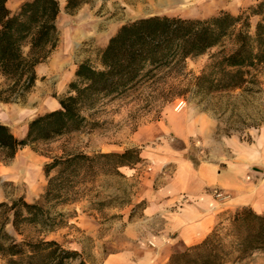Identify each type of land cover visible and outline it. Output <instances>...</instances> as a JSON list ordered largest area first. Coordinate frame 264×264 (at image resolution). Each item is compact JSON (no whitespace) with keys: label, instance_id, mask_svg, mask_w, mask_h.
<instances>
[{"label":"trees","instance_id":"1","mask_svg":"<svg viewBox=\"0 0 264 264\" xmlns=\"http://www.w3.org/2000/svg\"><path fill=\"white\" fill-rule=\"evenodd\" d=\"M7 1L0 0V75L13 82L12 92H28L37 79L35 67L57 47L60 4L26 0L12 13ZM214 48L219 51L196 78L199 90L246 84L250 71L264 65V0L237 15L221 12L207 19L155 15L122 26L101 52L100 68L88 61L80 64L60 108L33 119L24 138L0 123V162L13 159L25 146L80 131L88 123L84 112L101 100L137 91L161 71L184 68L188 58ZM141 160L140 151L131 148L122 153H79L47 164L48 184L41 200L30 203L21 196L0 203V256L5 264H86L80 252L47 238L66 224L68 216L57 207L75 200L74 189L83 172L92 179L121 174L122 167ZM256 251H264V214L242 207L227 226L219 223L202 243L173 254L169 264H229Z\"/></svg>","mask_w":264,"mask_h":264},{"label":"rangeland","instance_id":"2","mask_svg":"<svg viewBox=\"0 0 264 264\" xmlns=\"http://www.w3.org/2000/svg\"><path fill=\"white\" fill-rule=\"evenodd\" d=\"M25 1L8 0L7 7L16 13ZM57 1L60 13L56 20V48L63 43L71 45L72 33L73 51L81 58L80 64L88 61L100 68L101 52L126 24L155 15L186 19H207L221 12L237 15L260 0ZM251 22L254 25L256 18ZM24 51L28 53L29 47L25 46ZM218 51L214 48L205 55L188 58L184 68L161 71L154 80L123 97L101 100L94 109L84 112L88 123L80 131L25 146L13 159L0 162V203L21 196L30 203L41 200L48 184L45 167L55 158L79 153H122L136 148L140 151L142 163L143 152L151 151L154 143L146 142L143 135L140 136L141 131L164 119L169 112L188 113L197 120L202 133L191 140L197 149H208L207 145H210L222 146L228 151L233 141L241 144L260 141L264 138V65L250 71L247 83L240 88L207 90L204 86L199 90L196 78L202 75L211 55ZM69 85L61 93L45 77L28 92L14 93L13 82L0 75V123L7 125L17 138H24L29 123L51 112V98L60 101L67 96ZM44 90L49 92L45 94ZM181 101L186 106L176 110ZM204 139L209 140L206 146ZM83 173L74 189L75 200L56 209L68 216L66 224L47 238L80 252L86 264H106L111 255L124 252L131 244L130 225L140 217L144 205H133V187L125 181L122 173L96 179L90 178L87 172ZM236 210L223 211L215 227L219 223L227 226ZM7 230L13 232L10 226ZM170 259L165 264H169ZM5 262L0 256V264ZM71 264H78V261ZM229 264H264V251L252 252L243 260Z\"/></svg>","mask_w":264,"mask_h":264},{"label":"crops","instance_id":"3","mask_svg":"<svg viewBox=\"0 0 264 264\" xmlns=\"http://www.w3.org/2000/svg\"><path fill=\"white\" fill-rule=\"evenodd\" d=\"M70 36L71 45L61 44L35 67V85L46 77L63 93L75 79L81 58ZM49 106L58 109V99L51 98ZM201 130L188 113L169 112L141 131L146 142L154 143L152 150L143 152L142 163L120 172L133 187V205L144 207L130 225L131 244L106 264H165L174 252L200 243L223 211L250 207L264 214V138L252 144L233 141L228 151L204 139L208 149H197L191 140ZM214 191L228 199L220 201Z\"/></svg>","mask_w":264,"mask_h":264},{"label":"built area","instance_id":"4","mask_svg":"<svg viewBox=\"0 0 264 264\" xmlns=\"http://www.w3.org/2000/svg\"><path fill=\"white\" fill-rule=\"evenodd\" d=\"M185 106H186V103L184 101H181L177 105L176 110H182ZM214 193H215L216 198L219 199L220 201H224L228 199V197L222 194L220 191H214Z\"/></svg>","mask_w":264,"mask_h":264}]
</instances>
